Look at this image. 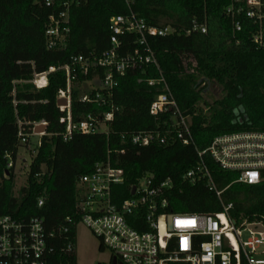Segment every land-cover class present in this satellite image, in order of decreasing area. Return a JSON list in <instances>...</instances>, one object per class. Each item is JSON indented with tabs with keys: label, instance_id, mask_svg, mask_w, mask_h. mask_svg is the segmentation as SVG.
Masks as SVG:
<instances>
[{
	"label": "trees",
	"instance_id": "16d2710c",
	"mask_svg": "<svg viewBox=\"0 0 264 264\" xmlns=\"http://www.w3.org/2000/svg\"><path fill=\"white\" fill-rule=\"evenodd\" d=\"M130 10L150 27L169 26L172 34L149 40L159 72L164 77L180 114L186 118L193 143L182 145L168 135L164 145L150 143L134 146L122 135L160 132L172 123V114L153 116L149 107L159 93L145 81L157 79L154 67L127 70L118 77V85L100 102H82L79 87L93 78L101 80L103 69L87 75L78 74L71 88L70 114L76 124L87 115L100 118L110 108H118L106 133H74L63 142L65 126L59 120L65 111L56 105L57 97L66 90L64 72L47 76L46 86L36 89L29 82L34 74L49 67H61L73 56H96L109 49L110 17L126 15L125 0H78L69 10L70 32L65 46L48 50L45 30L48 18L61 8L55 3L46 7L42 0H0V217L10 216L27 221L42 220L47 233H53L55 252L49 264H77L73 255L60 249L73 239L60 234L66 218L78 219L77 184L93 172L96 164L110 162L123 171V182L113 186L111 199L119 205L131 197V188L140 178L152 176L155 182L171 180L168 197L171 214H219L230 205L229 217L235 225L264 224V171L256 185L237 182L238 174L222 170L209 158L210 172L217 197L204 180L183 182L182 175L198 162L197 152L205 150L221 135L240 132L264 134V48L250 41L249 22L235 32L232 20L224 14L230 0H128ZM206 26V33L192 30V23ZM119 54H133V36L119 38ZM142 80L141 82H139ZM209 85L220 88V98L211 105L203 104ZM104 96V92H100ZM46 124L40 144L28 167L25 185L14 192L13 165L21 145L17 122ZM11 164V168H7ZM42 198L44 203L37 207ZM99 249H102L99 246Z\"/></svg>",
	"mask_w": 264,
	"mask_h": 264
},
{
	"label": "built area",
	"instance_id": "2783aa9c",
	"mask_svg": "<svg viewBox=\"0 0 264 264\" xmlns=\"http://www.w3.org/2000/svg\"><path fill=\"white\" fill-rule=\"evenodd\" d=\"M73 1L78 0H42L46 7L56 5L61 8L48 18L45 30L48 50H60L70 32L69 10ZM126 15L110 17L109 49L96 56H73L69 63L61 67H49L43 74H34L29 82L36 89L46 86L47 76L56 72H64L66 90L61 92L57 100H66V106L59 107L65 116L59 120L65 126L62 134L63 142L71 139L74 133L93 135L106 133L105 123L111 121L118 108H110L99 119L87 115L80 122L73 124L70 114L71 88L80 73L87 75L103 69L101 80L97 77L85 85L91 87L93 97L83 95L82 102L105 105L106 97L118 85V77L130 69L154 67L158 70L157 79H148L145 83L157 87L159 93L150 104L149 113L153 116L170 112L172 123L160 132H140L122 135V139L134 146H145L150 143L164 145L167 136L172 135L182 145L193 143L186 118H184L174 101L170 89L159 72L155 53L149 40L165 37L173 33L171 27H150L130 10ZM224 14L232 20L235 32L242 29V20L249 22L253 31L250 41L257 48H264V0H230ZM192 30L206 33L205 25L192 23ZM133 36L136 47L133 54H119L120 37ZM140 80L139 82H141ZM104 92V96L100 92ZM106 96V97H105ZM56 100V101H57ZM100 100V101H99ZM43 121L33 123L17 122V137L21 145L28 142L25 130L35 135V130ZM40 138L44 134H37ZM40 140L37 146H39ZM198 162L185 172L183 182L194 184L204 180L210 191L217 197L221 192L215 190L210 172L205 164L209 158L222 170L238 174L237 182L244 185H256L261 181L264 171V134L240 132L215 137L209 146L197 152ZM8 164L7 168H11ZM123 182V171L115 169L110 162L96 164L91 174L83 176L77 184V202L79 216L77 220L66 218V226L59 233L70 234L73 228V239L68 240L60 252L76 258L75 233L79 226H84L95 237L100 246L110 253V259L117 264H264V232H251L250 225L262 223L234 224L229 217L230 205L219 214H171L167 211L168 197L173 190L171 180L155 182L152 176L140 178L134 186V194L119 205L112 202L111 189ZM133 188V187H132ZM131 188V190H132ZM131 193V191H130ZM39 198L37 207L43 206ZM179 222V223H178ZM248 232L250 237L242 241V233ZM58 238L47 233L42 220L31 218L27 221L17 220L10 216L0 217V264H49L55 252L54 242Z\"/></svg>",
	"mask_w": 264,
	"mask_h": 264
},
{
	"label": "rangeland",
	"instance_id": "374dc122",
	"mask_svg": "<svg viewBox=\"0 0 264 264\" xmlns=\"http://www.w3.org/2000/svg\"><path fill=\"white\" fill-rule=\"evenodd\" d=\"M90 88L87 85H81L79 87L80 94L88 92ZM202 98L203 102L197 108L205 112L207 107L203 106V104L205 103L209 106L220 98V88L217 85H209L207 93ZM25 134L28 136V142L25 147H19L13 165L14 192L16 194L25 185L28 167L40 140V136L37 134L33 135L30 130H25ZM75 234L77 264H112L109 251L103 248L99 249V241L93 237L89 230L84 226H79ZM249 237L250 234L248 232L242 233L243 242L247 241Z\"/></svg>",
	"mask_w": 264,
	"mask_h": 264
},
{
	"label": "water",
	"instance_id": "95a60500",
	"mask_svg": "<svg viewBox=\"0 0 264 264\" xmlns=\"http://www.w3.org/2000/svg\"><path fill=\"white\" fill-rule=\"evenodd\" d=\"M56 105L58 107H64L66 106V100L64 99H61V100H57L56 101ZM45 129H46V125H40L36 130H35V133L36 134H44L45 132ZM134 191H135V188L133 187L132 190H131V195L134 194ZM248 229L251 231V232H255V233H261V232H264V228L261 226V225H250L248 227ZM112 264H117L116 263V260L113 258L112 259Z\"/></svg>",
	"mask_w": 264,
	"mask_h": 264
},
{
	"label": "flooded vegetation",
	"instance_id": "af4514ba",
	"mask_svg": "<svg viewBox=\"0 0 264 264\" xmlns=\"http://www.w3.org/2000/svg\"><path fill=\"white\" fill-rule=\"evenodd\" d=\"M111 263H112V260L110 259Z\"/></svg>",
	"mask_w": 264,
	"mask_h": 264
},
{
	"label": "snow or ice",
	"instance_id": "6c2138e0",
	"mask_svg": "<svg viewBox=\"0 0 264 264\" xmlns=\"http://www.w3.org/2000/svg\"><path fill=\"white\" fill-rule=\"evenodd\" d=\"M179 223V222H178Z\"/></svg>",
	"mask_w": 264,
	"mask_h": 264
}]
</instances>
